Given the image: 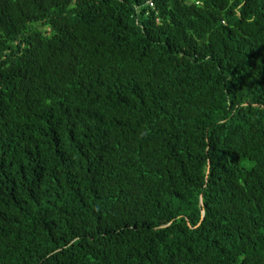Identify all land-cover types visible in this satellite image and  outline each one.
<instances>
[{"label": "trees", "instance_id": "16d2710c", "mask_svg": "<svg viewBox=\"0 0 264 264\" xmlns=\"http://www.w3.org/2000/svg\"><path fill=\"white\" fill-rule=\"evenodd\" d=\"M0 264H264V0H0Z\"/></svg>", "mask_w": 264, "mask_h": 264}, {"label": "rangeland", "instance_id": "374dc122", "mask_svg": "<svg viewBox=\"0 0 264 264\" xmlns=\"http://www.w3.org/2000/svg\"><path fill=\"white\" fill-rule=\"evenodd\" d=\"M42 30H44L45 32L48 31V28H45V27H40Z\"/></svg>", "mask_w": 264, "mask_h": 264}]
</instances>
